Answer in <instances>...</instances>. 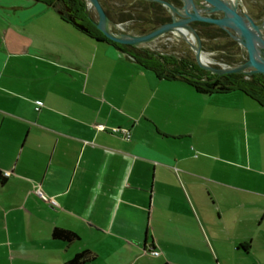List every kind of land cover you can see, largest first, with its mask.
I'll list each match as a JSON object with an SVG mask.
<instances>
[{
    "label": "crops",
    "instance_id": "0c3cea01",
    "mask_svg": "<svg viewBox=\"0 0 264 264\" xmlns=\"http://www.w3.org/2000/svg\"><path fill=\"white\" fill-rule=\"evenodd\" d=\"M81 253L264 264V106L159 78L43 2L0 0V264Z\"/></svg>",
    "mask_w": 264,
    "mask_h": 264
},
{
    "label": "trees",
    "instance_id": "16d2710c",
    "mask_svg": "<svg viewBox=\"0 0 264 264\" xmlns=\"http://www.w3.org/2000/svg\"><path fill=\"white\" fill-rule=\"evenodd\" d=\"M43 2L55 8L61 18L70 24L78 22L84 24L88 29L83 31L76 27L80 32L97 42H107L112 44L121 52L132 58L142 67L153 71L159 78L166 80H181L192 86L201 94H226L231 92H241L251 99L264 106V75L245 73H226L215 74L202 68L195 58L179 56L174 53L162 52L149 46H132L130 44H120L108 39L95 25L98 17L95 10L89 7L86 0H36ZM107 14L113 20L110 3L100 0ZM111 1V0H108ZM137 1V0H133ZM174 4L177 0H168ZM147 5V12L151 15V24L153 27L148 31H142V34L153 30L156 26L169 22L171 16L166 7L161 3L150 0H140ZM96 14V15H95ZM120 23V22H118ZM194 26L199 31L202 38L209 41L218 37H227L233 48H236L230 54L232 61L229 64H239L243 62L244 50L230 38L227 32L222 29L212 27L209 24L195 22ZM53 237L71 242L77 238L75 232L63 228H55ZM87 253L77 254L76 257L66 264H82L85 261ZM169 264V263H164Z\"/></svg>",
    "mask_w": 264,
    "mask_h": 264
},
{
    "label": "water",
    "instance_id": "95a60500",
    "mask_svg": "<svg viewBox=\"0 0 264 264\" xmlns=\"http://www.w3.org/2000/svg\"><path fill=\"white\" fill-rule=\"evenodd\" d=\"M97 14L96 27L110 40L132 46H149L162 36H171L188 43L195 53L197 63L215 74L245 73L264 75V17L256 18L243 0H150L161 3L170 13L171 20L153 30L134 34L123 31L122 24L114 22L100 0H86ZM195 22L209 24L228 33L243 50V62L214 65L205 59L203 38L194 26ZM74 25L87 31L84 24Z\"/></svg>",
    "mask_w": 264,
    "mask_h": 264
},
{
    "label": "rangeland",
    "instance_id": "374dc122",
    "mask_svg": "<svg viewBox=\"0 0 264 264\" xmlns=\"http://www.w3.org/2000/svg\"><path fill=\"white\" fill-rule=\"evenodd\" d=\"M105 1L110 3L109 5L112 9L111 15L113 17V21L117 23L120 22V24H122L123 31L141 33L142 31H148L153 27V24L150 22L151 15L147 12V5L141 3L140 0ZM243 2L252 14H258L260 7L264 5V0H243ZM69 25L75 27L74 24L69 23ZM77 31L79 30L77 29ZM203 45L204 56L216 66L229 64L227 62L232 61L230 59V54L236 49L231 46V42L227 37H218L217 39L211 41L203 38ZM149 47L162 52L195 58V53L188 43L175 39L171 36H162L150 43Z\"/></svg>",
    "mask_w": 264,
    "mask_h": 264
},
{
    "label": "built area",
    "instance_id": "2783aa9c",
    "mask_svg": "<svg viewBox=\"0 0 264 264\" xmlns=\"http://www.w3.org/2000/svg\"><path fill=\"white\" fill-rule=\"evenodd\" d=\"M41 106H42V104L39 103V105L37 106L36 109L39 110ZM115 130H116V129H115ZM129 136H130L129 133H126V137L129 138ZM10 174H11L10 171H6V172H5V175H7V176L10 175ZM50 202H51V204H53V205H55V206L58 205V203H57V201H56L55 199H51ZM152 254L155 255V256H157V255L160 254V252H159V251H156V250H153V251H152Z\"/></svg>",
    "mask_w": 264,
    "mask_h": 264
},
{
    "label": "flooded vegetation",
    "instance_id": "af4514ba",
    "mask_svg": "<svg viewBox=\"0 0 264 264\" xmlns=\"http://www.w3.org/2000/svg\"><path fill=\"white\" fill-rule=\"evenodd\" d=\"M252 15L255 16L256 18H263L264 17V5H262L260 7V10H259V13L258 14H252Z\"/></svg>",
    "mask_w": 264,
    "mask_h": 264
},
{
    "label": "bare ground",
    "instance_id": "6f19581e",
    "mask_svg": "<svg viewBox=\"0 0 264 264\" xmlns=\"http://www.w3.org/2000/svg\"><path fill=\"white\" fill-rule=\"evenodd\" d=\"M206 60H208L206 57H205Z\"/></svg>",
    "mask_w": 264,
    "mask_h": 264
}]
</instances>
